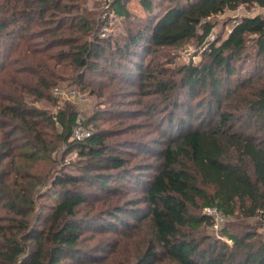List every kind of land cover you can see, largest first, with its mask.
Here are the masks:
<instances>
[{
	"label": "trees",
	"instance_id": "1",
	"mask_svg": "<svg viewBox=\"0 0 264 264\" xmlns=\"http://www.w3.org/2000/svg\"><path fill=\"white\" fill-rule=\"evenodd\" d=\"M92 1L0 0V264H69L88 255V228L91 237L142 234L132 264H264V15L207 41L216 15L264 0H139L144 15L130 0ZM113 21L120 32L107 36ZM191 42L200 60L167 54ZM90 72L107 78L104 89L123 80L155 97L145 103L164 111L155 162H133L128 150L149 144H116L118 133L91 128L99 113L82 121L31 105L54 100L60 83L82 91ZM78 120L91 135L70 140ZM53 123L79 162L41 177L30 168L56 146ZM127 175L138 178L140 197L124 198ZM47 184L59 199L38 210ZM100 192L104 204L83 212ZM213 205L226 217L219 233L203 212Z\"/></svg>",
	"mask_w": 264,
	"mask_h": 264
},
{
	"label": "rangeland",
	"instance_id": "2",
	"mask_svg": "<svg viewBox=\"0 0 264 264\" xmlns=\"http://www.w3.org/2000/svg\"><path fill=\"white\" fill-rule=\"evenodd\" d=\"M93 2L94 1L89 2L88 0L89 8H92ZM128 8L139 15H144L139 0H130L128 2ZM258 14L264 15V7L254 4H242L235 10H227L216 15L215 20L217 21V25L213 31L216 36L218 34H223V36H225L240 18ZM113 15L114 14L110 13L109 19H112ZM112 23V28L110 26L104 27L107 36L108 33L117 34L120 32V30L117 29L119 22L113 21ZM168 52L167 54L169 56L172 57L175 55L177 57V62H189L190 59L197 61L201 58L200 52H198L193 42L180 49H169ZM99 80L107 81V78L98 72H90L85 77L84 82H86V85L82 91L78 89L81 88L82 84H75V86L70 87V89H76L79 92L77 98L63 99L57 96L55 97L53 91L54 100L43 99L31 105L45 109L50 113L73 111L77 113L78 118L82 121L92 116L94 113H99L100 118L96 123L93 122L90 124L91 128L94 124H97L118 133L110 139L116 144H121L119 142L126 138L137 139L149 144L148 147L141 145L142 149L132 148L128 150L134 151L137 154L133 162H155L156 159L153 156V152L150 150V146L155 148L156 142H164L163 140L165 139L162 137L159 130V125H161L164 120L162 117L164 116L163 109L161 110V107H159L152 113L154 104H145L150 100H156L155 97L152 95L141 97L135 89H133V91L123 80L113 82L115 89H104L100 86ZM67 84L68 82L60 83L59 87L68 89ZM113 90L114 95L111 94ZM111 108L114 111H112ZM48 130L49 133L47 134V138L56 140V146L49 155L38 161L36 165H33V167L30 168L31 171L36 172L41 177L47 176L48 173H50V175L56 173L58 170L77 171V164L79 162L78 149L76 147L70 148L69 144H67V146L63 139L58 138V135L62 133V128L58 123L50 124ZM134 174H137L136 171H134ZM146 174L149 175L151 173ZM134 176L131 177L127 175L121 179V183L124 182L122 188L126 193L124 198H138L142 194V189L137 182L138 178ZM48 187L49 184L42 187L37 192L38 210H43L46 204L52 205L59 199L56 195H46L49 189ZM100 196L102 199L90 197L89 203L84 205L83 212L90 211L92 213L97 210V207L102 206L104 204V199L107 198L108 195L104 192H100ZM110 199L111 198L106 200V204L111 202ZM113 200L116 202L115 199ZM140 206L142 207L144 204H140ZM92 232L93 230L88 228L86 231L87 237L83 241V246L87 248L88 255L86 254L87 256H83L78 260H71L69 264H132L136 260L137 251L139 250L138 241L141 239L142 234L140 236H129V233L122 235L118 231L108 230L100 234L97 233V235L91 237L93 236L91 235Z\"/></svg>",
	"mask_w": 264,
	"mask_h": 264
},
{
	"label": "built area",
	"instance_id": "3",
	"mask_svg": "<svg viewBox=\"0 0 264 264\" xmlns=\"http://www.w3.org/2000/svg\"><path fill=\"white\" fill-rule=\"evenodd\" d=\"M215 39V33L212 31L207 39V41H212ZM54 94L57 97L63 99H70V98H77L79 92L76 89H62L61 87H56L54 89ZM91 135V131L83 126L81 122L78 120L77 125L73 128L70 140L75 141H82L88 138ZM203 212L209 215L213 222V229L216 233H219L220 229L226 222V217L224 216L223 212L215 205L213 206H206L203 209ZM230 242V241H229Z\"/></svg>",
	"mask_w": 264,
	"mask_h": 264
}]
</instances>
